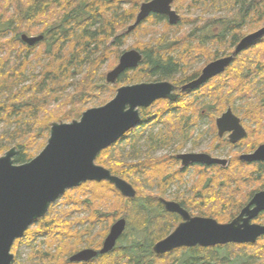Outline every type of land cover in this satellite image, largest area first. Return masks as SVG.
Segmentation results:
<instances>
[{
	"label": "trees",
	"instance_id": "16d2710c",
	"mask_svg": "<svg viewBox=\"0 0 264 264\" xmlns=\"http://www.w3.org/2000/svg\"><path fill=\"white\" fill-rule=\"evenodd\" d=\"M144 1L147 0H0V122L14 126L13 131L0 135V155L15 146L18 152L13 158L14 162L29 161L45 145L52 122L78 119L88 108V103L97 101L98 105L104 104L114 96L116 89L122 84L169 80L179 85L195 76H188L183 71L185 69L183 66L187 62L184 54L185 52L191 54L194 48L188 43L181 46L180 43L187 35L178 40L174 37L169 38L167 32H162L149 43L136 46L143 55L138 67L123 73L114 84L105 81L104 73H100L99 70L103 64H109L111 69L117 63L122 53L120 46L124 44L127 36L124 33L125 27L133 21L139 4ZM173 7L177 11L181 8L189 12L201 8L206 11L226 10L228 16L224 23H227L230 29L235 28L236 20L250 21L252 26L250 30L264 25V0H174ZM148 21L162 23L165 28L169 27L160 15H151ZM214 22L209 21L208 24ZM37 30L39 33L36 35H42L40 41L32 46L23 42L21 34L29 35L27 33ZM215 38L209 37V42L212 40L213 44L219 42L226 48L225 31ZM197 47L205 48L200 45ZM11 55H14L15 62L9 65ZM208 57L210 60L211 57L209 55ZM237 58L221 75L219 82L218 78H215L201 88L200 95L203 98L198 100L203 106L202 109L206 110L205 115L210 119L225 109L236 97L243 103L248 101L247 103L252 106L253 112L246 111L244 114L248 119L256 121L262 119L260 116L264 115V37L252 50L241 53ZM177 70H181L180 76L177 75ZM129 72H133L131 76L128 75ZM187 94L183 93L182 96ZM183 97L175 102L157 100L150 107L140 109L139 126L160 122L166 128L165 132L146 136L149 150L145 155L130 161L117 149L120 141L102 150L96 157L97 164L132 184L136 190L134 198L121 196L106 181L83 183L78 188L69 189L64 193L63 203L68 205L67 208L53 213L52 205L32 228L26 230L22 238L81 239L83 235L90 233L95 223L107 221L109 218L113 220L119 215L127 219V226L119 245L114 251L98 256L94 264L258 262L256 259L258 253L254 251L239 250L238 257L235 258L232 256V245L226 247L227 251L221 258L211 249H203V252L197 248L185 249L160 258L152 251L153 244L170 231L177 223L178 217L166 213L155 195H140L136 186L137 176H146L147 179L144 180L147 185L157 186L162 192H165L169 184L184 182L187 169L175 167V164H179L175 156L152 155L157 148L169 144L168 139L172 133L178 132L182 141L187 140L191 128L197 126L198 120L203 118L196 105ZM205 97L207 99H204ZM219 106H222L221 110ZM136 128L128 132L122 140H128ZM262 138L264 139V136ZM131 146L134 148L133 144ZM168 168L171 171H165ZM257 168L261 170L257 171V176L264 174L262 163H258ZM197 171L201 176L205 174L204 180H199L202 182L201 190L208 188L212 191H208L207 194L215 193L203 197L206 203L203 213L217 220L227 219V214L220 213L217 209L220 204L224 205L222 199L224 194L219 197V166L208 169L199 167ZM159 172L163 173L157 176ZM155 173L156 175H153ZM224 176L232 177V174L229 171ZM225 185L226 188L223 190L229 192L231 190L227 187L229 183L225 182ZM189 189L197 190L194 184L180 193ZM75 192L78 193V197H74ZM106 193L109 194L107 200L104 199ZM80 195H87V198ZM114 197L121 202L116 207L111 204ZM74 210L85 211L87 215L72 218ZM81 226L84 227L83 231L71 233V229L77 231ZM22 238L15 243H20ZM81 243L90 245L93 241L82 239ZM40 244L41 242L38 243L39 247ZM50 248L35 249L32 260L52 264L54 254ZM262 254L264 255V252ZM26 264L32 263L28 261ZM63 264L71 263L66 260Z\"/></svg>",
	"mask_w": 264,
	"mask_h": 264
},
{
	"label": "water",
	"instance_id": "95a60500",
	"mask_svg": "<svg viewBox=\"0 0 264 264\" xmlns=\"http://www.w3.org/2000/svg\"><path fill=\"white\" fill-rule=\"evenodd\" d=\"M173 0H149L143 2L134 22L127 28L131 32L151 14L165 15L170 24L179 20L172 9ZM264 37V26L244 36L236 45L232 55L206 64L200 75L180 87V92L195 90L210 78L225 71L234 56L254 45ZM42 35L21 34L29 46L40 41ZM142 54L136 49L123 51L117 63L105 74L107 83L114 84L127 70L138 67ZM177 87L170 81H143L122 84L114 96L104 104L89 107L78 119L52 122L49 136L43 148L29 161L15 163V146L0 155V264H12L11 252L15 240L42 218L49 207L67 190L86 182L110 183L123 197L134 198L136 190L126 179L114 175L97 164L96 157L104 149L120 141L128 132L141 123L140 109L150 107L157 100L175 102ZM218 133L232 131L230 141L236 142L245 135L240 119L231 108L226 109L215 121ZM181 166L191 163L221 164L226 161L213 158L206 153H180ZM240 160H264V144L249 154L240 155ZM165 210L181 215V222L169 235L153 245L157 255L179 247L195 245L212 246L228 242H253L264 234V226L250 224V219L264 209V191L256 193L240 214L229 223H219L210 217H190L177 203L163 201ZM255 205L250 209L251 205ZM245 216V217H244ZM123 218L116 220L103 240L100 254L112 250L125 229ZM97 251L82 249L70 256L71 262L88 261Z\"/></svg>",
	"mask_w": 264,
	"mask_h": 264
},
{
	"label": "flooded vegetation",
	"instance_id": "af4514ba",
	"mask_svg": "<svg viewBox=\"0 0 264 264\" xmlns=\"http://www.w3.org/2000/svg\"><path fill=\"white\" fill-rule=\"evenodd\" d=\"M147 1H149V0H147ZM144 2H146V1H144ZM173 2H174V0H173ZM173 2L171 4V7H172L173 10L176 11V13L180 17L179 20L175 24H170L168 22V18L165 15H160V14H151V15H160V16H162L163 20L166 21V23H168V25H169V27L167 26V28L168 29L174 28L173 29V33L174 34H173L172 37L177 38L179 40V39H182L183 37H185L187 35L182 40V42L180 43L181 46H182V44H186V43L191 44V45L194 46L193 50L191 51L192 52L191 54H188V52H185V54H184L185 55L184 58H186L187 62H186V65L183 66L185 68L183 71L186 72L188 74V76H192V75H195V76L190 78L186 82H184L182 84H179V85H175L174 83H172L170 81L173 85H175L177 87L176 92L178 93V97H177L176 101H178L179 99H181L183 97L182 96L183 93L180 92V87L183 84H185V83H187V82H189L191 80L196 79L200 75L201 70L203 69V67L206 66V64H208L209 62H211L213 60H216V59H220V58L232 55L236 45L238 44V42L244 36H246V35H248L250 33H253L254 31H256L257 29L261 28L264 25H261L260 27H258L256 29L253 28L252 30H250V28L252 27V26H250V21L246 20V21H243V22H239V20H236L235 28L234 29H230L229 26H227V23L226 24L224 23V20L227 18L226 16H228L227 15L228 12L226 10H220L219 11V9H216V11H213L212 9H210V10L207 9V11H206L204 8H201V9H196L197 11H199L198 12V13H200L199 15L181 16V14H179L177 9L175 7H173ZM142 3L143 2H141L139 4V7H140V5ZM139 7H138V11H139ZM196 10H192V11H196ZM138 11H137V13H138ZM151 15H149L140 24H142L143 22L147 21L150 18ZM135 17H136V15H135ZM135 17H134L133 21L125 27L124 33L130 34L132 31H134L140 25L139 24L138 26H136V28H134L131 32H127V28L134 22ZM209 21H215V22L213 24L209 25L208 24ZM182 27H187V28L189 27V30H183ZM222 31H225V35H226V42H227V44H225L226 48H224L223 44H221L219 42H217L218 44H213V40H212V42H209V37L215 36L217 38L218 35L220 36L222 34ZM29 36H32V35H29ZM169 38H171V36ZM198 45L203 46L205 48L204 49H202V48L199 49L197 47ZM254 45H252V46L246 48L245 50L241 51L240 53L236 54L234 56L231 64L234 62L235 59H238L237 57L241 53L252 50ZM207 48H209V50H207ZM129 49H132V48H128L126 50H129ZM133 49L138 50L142 54V52L137 47H134ZM178 51L179 50H177V52ZM199 51H202L203 53H197ZM208 55L211 57L210 60L207 59V58H209ZM196 62H199L198 63L199 66L192 67L193 64L196 63ZM229 66L225 69V71L227 69H229ZM127 71H125V72H127ZM180 71L177 70V75H179V76H180ZM225 71L223 73L217 75V76H214V77L210 78L205 84L201 85L199 88H197L195 90L184 92V93H186V94L188 93V94L186 96H184L183 98L185 100H188V101H191L193 103H196L195 104L196 108L201 111L200 112L201 116H203V117L206 116L205 115L206 110L202 109L203 106L200 105L201 103L198 100L199 98L202 97L200 95L201 88L204 85L208 84L209 81H212L215 78H218L217 81L219 82L220 79L222 78L221 75H223L225 73ZM254 76L256 77V75H254ZM157 81H159V80H157ZM167 81H169V80H167ZM204 99H207V98L205 97ZM237 100H239V97L234 98L232 103L227 104V107L225 109H223L222 111H219V114L214 115L212 120L214 121V125H215L216 119L218 117H220V115L223 112H225L226 109L231 108L233 114H235L240 119V123H241V125L243 126V128L245 130V135L243 137H241L239 140H237L236 142H231L230 141V134H231L232 131L231 132L230 131H226V132H224V133H222L220 135L218 133L217 128H216L217 139L220 142L226 143V145L229 147V149H233L234 150V149L239 147V148L245 149L247 152L240 153L234 159H232V158L228 159L226 157H221L219 155H212V154H210L208 152H205V151H200V152H190V151H188L186 153H206V154H209L213 158L223 159V160L226 161V163H225V165H221V164H210V165H207V164H203V163H191V164H189V165H187L185 167L181 166V161L177 157L178 153L175 155V158L178 160V162L180 164L179 169H187L186 174L188 172H192V173H196L197 172L198 173V175L195 176L196 180H198L199 174H200V172L197 171L199 169V167H203V168L207 167V169H208L210 167L219 166V176H218L219 197L222 196L221 194H224L222 196L224 205L223 204L219 205V212L223 213V214L226 213L228 218L224 219V220L223 219L217 220V219H215L212 216L205 215L203 213V212H205L203 209L206 208V203L203 200V197H205V196L203 194H200V193L197 194L196 192H193L190 189L188 191L186 190V192H184V193H179V194H177L175 196H171V197L168 196L169 198H166V196L164 197V196L158 195V196H156V200L159 203H161V205L163 206L164 211L166 213H170V214L176 215L178 217V221H177V223L175 225H173L170 228V231L165 236H163L162 238H160L156 242H158V241L162 240L163 238H165L181 222H183V218L181 217L180 214H178L176 212H168V211L165 210L163 201H169V202L177 203L183 210H185L189 214L190 217H210V218L215 219L219 223L225 224V223H229L230 221L235 219L240 214L241 210L249 204V202L251 201L252 197L256 193L264 191V174H262L260 176H257V171L261 172V170H259L257 168V164L258 163H262L263 166H264V160L243 161V160H240V158H239L240 155H242V154H249V153L254 152L257 149L258 146L264 144V139L259 136V137H257L255 139V141L253 140L254 141L253 144L247 145L246 141H247L248 137L250 136L251 129L250 128L246 129L244 127V125H243V122L245 120L244 116H239V115H237L235 113V111H238V106H236V104H235V102ZM220 107H222V106H219V108ZM220 110H221V108H220ZM252 125L255 126L254 123H252ZM215 127H216V125H215ZM214 144L215 145L214 146L212 145L210 148H211V150H215V151L218 152L219 151V143H214ZM249 147H250V149H248ZM217 152H215V153H217ZM232 167L239 168L240 170H242L244 172H247L246 176L238 178L239 182L236 183L235 185H233L232 183H229V181H231V180L233 181L234 180L233 177L224 176V174H223L224 171H228ZM185 176L187 177V175H185ZM184 181H185V177H184ZM224 181L226 182V184L229 183V186H227V187H230L229 189H231V190H229V192H227V191L225 192L223 190V188H226V185H225ZM253 183H256V185L252 187L253 189L249 190V187ZM193 186H194V182H193ZM243 186L245 187L246 191L244 190ZM189 192H191V193H189ZM223 192H225V193H223ZM216 193H218V191H216ZM193 194H196V195H194L193 198H197V200H199V201H197V203H193L192 202L193 198L191 196ZM184 198H186V199H184ZM254 206H255L254 204L251 205L250 209H253ZM207 208H208V206H207ZM120 218L125 219V221H126L125 229H126L127 219L124 216H120V217L114 219V221L110 224V226L116 220H118ZM249 222H250V224L264 226V209L259 210V212L256 214V216L251 218ZM110 226H109L108 231L105 234L104 238L108 234ZM125 229H124L122 235L124 234ZM122 235L117 239L114 248L112 250H110L109 252H112V251H114L116 249V247L120 243L119 240L122 237ZM104 238H103V240H104ZM18 240H20V239H18ZM103 240H102V242H101V244H100V246L98 248H94V247H84V248H82V249H91V250L97 251V255L94 256L93 258H91L90 260L81 261V262H71L70 261V259H69L70 256L73 255L74 253L82 250V249L77 250L74 253H72L71 255H69L67 260L71 264H94V260L98 256L109 253V252L104 253V254H100L99 253V250L102 248ZM231 245L233 246L232 247V251H233L232 256H234L235 258L238 257L239 250H241L242 252L254 251V253H258V256H257L258 258H256V259H258L257 260L258 262H255L253 264H264V255L262 254L264 252V234H260L256 238V240L253 241V242H244V243L228 242V243L216 244V245H212V246L195 245V246H189V247H179V248H176V249H174L172 251L166 252V253L161 254V255L155 254L154 251H153V246H152V251L158 258H160V257H164V256H167V255L177 254V252H179L181 250H185V249L197 248L198 250L200 249L199 250L200 252H203V249H205V250L211 249V250H215V251H213V253L219 254L217 256H219V258H221L222 255L224 254V252L227 251L226 247L227 246L229 247ZM211 250H208V251H211ZM15 258L16 257L14 255L13 262L16 261ZM13 262H12V264H13ZM36 262H38V261H36ZM236 263H238V262H236ZM246 264H249V263H246Z\"/></svg>",
	"mask_w": 264,
	"mask_h": 264
},
{
	"label": "rangeland",
	"instance_id": "374dc122",
	"mask_svg": "<svg viewBox=\"0 0 264 264\" xmlns=\"http://www.w3.org/2000/svg\"><path fill=\"white\" fill-rule=\"evenodd\" d=\"M179 14H181V16H193V15H199L200 13H198L199 11H188V10H184L179 8L178 10ZM183 30H189V27H182ZM173 29H168L165 28L164 25L162 23H151L150 21H145L142 24H140L134 31H132L130 34H127L126 38H125V42L122 46H120V50L121 52L125 51L128 48H134L136 46H140L143 43H149V41H152L153 38L158 37V35L162 32H167V36L168 37H172L173 36ZM38 32H30L27 33L29 35L35 36ZM1 56V54H0ZM14 55H11L9 57V65L13 62H15V59L13 58ZM200 62V61H199ZM199 62H196L193 64L192 67H197L199 66ZM110 70L109 69V64H103L100 68V73H104V77L106 72ZM133 72H129L128 75H132ZM106 81V80H105ZM107 93V89H105V94ZM104 94V95H105ZM194 101V100H193ZM248 101H245V103H243V101L241 100H237L235 102L236 106H238V111H235V113L239 116H244L246 111H250V113L253 112L252 110V106L249 105L247 103ZM240 103V104H239ZM196 104V103H194ZM199 105V104H198ZM248 105V106H247ZM88 108L89 107H94V106H98L97 101L95 102H90L88 103ZM248 114V112H247ZM260 117H262V119L260 120H256L253 121L250 118L248 119V117H245V120L243 122L244 127L250 128L251 132H250V136L248 137L246 143L247 145H251L254 143L255 139L257 137H262L264 136V115H261ZM212 118V117H211ZM260 122V123H259ZM252 123H254L255 126L252 125ZM14 128L13 125L8 126L5 125V123L0 122V135H6L9 132L13 131L12 129ZM166 128L163 127V125H161L160 122H156V123H152L151 125H144V126H138V128H136V131L134 133H132L128 140L127 139H121L119 143V145L117 146V149L121 152L122 155L126 156L127 158H129L130 161H132L133 159L137 158V157H142L143 155H145V153H147V151L149 150V146L147 144V140H146V136H148L149 134H159L161 131L165 132ZM188 138V137H187ZM254 140V141H253ZM168 143L166 146H163L161 148H157L156 150L153 151V157H163V156H175L177 153H186L188 151L190 152H200V151H205L208 152L212 155H219L221 157H226L228 159L232 158L234 159L237 155H239L242 152H247L245 149L242 148H236V149H229V147L226 145V143L220 142L217 139V134H216V127L214 125V121L212 119L209 118V116H205L203 118H201V120H198V125L197 126H193L191 128V133L190 136L187 140L182 141V137L180 136V134L177 133H172L169 136L168 139ZM214 143H219V151H215V150H211V146L215 145ZM131 144L134 145V148H132ZM257 144V143H256ZM180 146V148H179ZM217 152V153H215ZM175 167L180 166V164H175ZM165 171H171L166 170ZM164 171V172H165ZM230 171V173L232 174L233 177V181H229V183H232L233 185H235L236 183L239 182L238 178L239 177H243L247 175V172H244L242 170H240L239 168H230L228 171H224L223 174L225 175V173H228ZM163 172H159V174L157 176H160V174H162ZM150 175V174H149ZM153 175H156L153 174ZM187 177L185 176V181L186 183H173V184H169L166 187L165 192H162L160 190V188L157 186L151 187L147 185V182L144 180L147 179L146 176L143 177V175H138L137 179L138 181H136V183L138 185H136L138 187L139 193L140 195H161V196H166V198H169L171 196H175L177 194H179L180 192H183L187 187H191L193 186V182L195 184L196 192L197 194H203L204 196L206 195H213L215 193H208V191H212L209 190L208 188L205 189L204 191H202L201 189V184L202 182L199 181L200 179L204 180L203 177H205V174L203 176H201L199 174V178L198 180H196L195 176L198 175V173H192V172H188ZM209 175V174H208ZM192 176V177H191ZM191 177V178H190ZM242 179V178H241ZM144 180V181H143ZM149 180V177H148ZM151 182V181H150ZM148 182V183H150ZM256 183H253L250 187V189H253L252 187L255 186ZM81 186V185H80ZM76 188V187H75ZM78 188V187H77ZM194 188V187H193ZM244 190L245 187L243 186ZM246 191V190H245ZM186 192V191H185ZM191 193V192H189ZM165 194V195H164ZM64 195V194H63ZM63 195H61L54 203L52 206V211L57 212L60 211L61 209L67 208L68 205H65L63 203ZM103 195V194H101ZM108 193H106V198L108 197ZM194 195L193 194L191 197L193 198ZM210 195V196H211ZM78 193L75 192L74 193V197H78ZM83 198H87V195H80ZM169 196V197H168ZM191 198V199H192ZM210 198V197H209ZM117 197H114L113 200L111 201V204H114L115 207L118 206L119 204H121V202H119L118 200H116ZM223 199V197H222ZM107 200V199H106ZM197 198H193V203H197ZM110 202H108L109 205ZM103 205H106L107 203H102ZM217 209H219V207H217ZM70 211H72L70 209ZM87 215V213L85 211L82 212H76L75 210L73 211V217H85ZM120 217L119 215H116L114 217V219ZM71 218V216H70ZM114 219L112 220L111 218H109V220L104 221V222H98L95 223L91 229H90V233L87 235H83L80 238H72V237H67L64 240H60L59 238L57 240H55L54 237H50V238H46V237H38L35 238L33 240H28V239H23L20 243H15L11 249V252L15 255V259L16 261L13 262V264H26L28 261L31 262L32 264H47L45 261H38L37 260H32V254L33 251L35 249H45V250H49V247L52 254H54L53 258H52V264H63L65 263V261L67 260L68 256L71 255L72 253L75 252V250H80L84 247H94V248H98L105 236V234L108 231V228L110 226V224L114 221ZM87 226V225H86ZM33 225H31L29 228H32ZM74 227V226H73ZM72 227V228H73ZM84 227H78L77 231L76 229L72 230L71 229V233L77 232L78 231H83ZM82 239L86 240H92L93 244L91 245H86V244H82L81 241ZM41 242V246H38V243ZM35 246V248H34ZM49 246V247H48Z\"/></svg>",
	"mask_w": 264,
	"mask_h": 264
},
{
	"label": "bare ground",
	"instance_id": "6f19581e",
	"mask_svg": "<svg viewBox=\"0 0 264 264\" xmlns=\"http://www.w3.org/2000/svg\"><path fill=\"white\" fill-rule=\"evenodd\" d=\"M186 121V120H185Z\"/></svg>",
	"mask_w": 264,
	"mask_h": 264
}]
</instances>
